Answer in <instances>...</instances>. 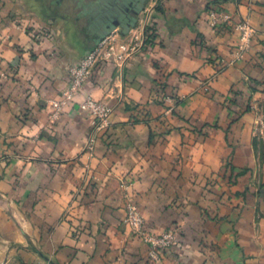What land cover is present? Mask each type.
I'll use <instances>...</instances> for the list:
<instances>
[{"label":"crops","instance_id":"0c3cea01","mask_svg":"<svg viewBox=\"0 0 264 264\" xmlns=\"http://www.w3.org/2000/svg\"><path fill=\"white\" fill-rule=\"evenodd\" d=\"M43 1L0 0V264H264V0H135L145 47L99 63L56 120L69 68L135 26L114 17L131 0ZM213 7L250 23L249 47ZM87 95L111 108L99 133ZM130 197L149 232L176 231L159 262Z\"/></svg>","mask_w":264,"mask_h":264},{"label":"built area","instance_id":"2783aa9c","mask_svg":"<svg viewBox=\"0 0 264 264\" xmlns=\"http://www.w3.org/2000/svg\"><path fill=\"white\" fill-rule=\"evenodd\" d=\"M209 15L212 27H232L240 33V50L249 47L254 30L247 20L236 21L233 14L223 11L218 7L211 8ZM44 35H46V30L43 29L34 31L33 34L37 39H41ZM147 40L148 34L145 27L140 29L137 26L132 27L124 36L119 31L113 30L102 37L79 63L69 68L70 80L68 86L63 90L60 99L51 101L53 107L51 113L52 120L58 119L64 107L73 102L82 93L85 83L89 80L99 63L113 62L118 67H123L133 55L145 47ZM79 107L90 116L92 131L94 133H99L109 126L111 108L108 103L96 99L92 95H87L79 103ZM125 210V223L131 228L134 235L147 244L148 258L152 262H159L163 251L173 247L175 244V229L170 228L160 234L149 232L146 228L145 217L131 197L127 200Z\"/></svg>","mask_w":264,"mask_h":264},{"label":"flooded vegetation","instance_id":"af4514ba","mask_svg":"<svg viewBox=\"0 0 264 264\" xmlns=\"http://www.w3.org/2000/svg\"><path fill=\"white\" fill-rule=\"evenodd\" d=\"M107 2V4L109 5L108 7H110L111 8V5L112 6H114V5H116V2L114 3V1L112 2V0H107L106 1ZM91 3V0H87V2L85 3L83 0H81V1H79V3L75 6V9H78V10H80V11H83L82 13H84V11H86V12H89L90 10H88V7L91 5L90 4ZM138 3H137V1H135V0H131V1H129L128 2V4L126 5V7L127 6H130L131 8H130V15L131 16H133V13H136V11L138 10L135 6L137 5ZM126 7H125V9H121V12H120V9L118 10V12H117V15H115L114 17L116 18H118V17H120V15H122L121 13H124L125 11H127V9H126ZM123 11V12H122ZM111 16V14L109 15H107V17L109 18ZM127 17H129V16H127ZM112 19V21L113 22H116V19ZM125 18V17H124ZM103 32V29H97V30H89L88 31V33H90V35H91V37L93 38V39H95V40H97L99 37H100V34Z\"/></svg>","mask_w":264,"mask_h":264},{"label":"water","instance_id":"95a60500","mask_svg":"<svg viewBox=\"0 0 264 264\" xmlns=\"http://www.w3.org/2000/svg\"><path fill=\"white\" fill-rule=\"evenodd\" d=\"M126 7V6H125ZM125 9V8H124ZM127 11H125L124 13H121L122 15H120L121 20L118 21V23L122 24L126 30L129 29L130 26H132L134 24V21L136 20L137 16L140 13V10H137L135 13V16H131L130 15V6L126 7ZM123 10V9H122ZM123 12V11H122ZM129 16V17H127ZM125 17V18H124ZM109 34V33H108ZM107 35V34H106ZM105 35V36H106Z\"/></svg>","mask_w":264,"mask_h":264},{"label":"trees","instance_id":"16d2710c","mask_svg":"<svg viewBox=\"0 0 264 264\" xmlns=\"http://www.w3.org/2000/svg\"><path fill=\"white\" fill-rule=\"evenodd\" d=\"M161 4H162V2L159 1L158 4H157V6H156V9L160 8ZM133 26H135V25H133ZM148 33H149V32L147 31V34H148ZM234 93H235L236 95L240 94L238 91H234ZM237 101H238L237 98L231 99V102H233V103H235V104H237ZM248 108H249V105H248L247 109H248ZM240 114H241V113H240ZM240 114L238 115V117L240 116Z\"/></svg>","mask_w":264,"mask_h":264},{"label":"rangeland","instance_id":"374dc122","mask_svg":"<svg viewBox=\"0 0 264 264\" xmlns=\"http://www.w3.org/2000/svg\"><path fill=\"white\" fill-rule=\"evenodd\" d=\"M40 1V0H39ZM41 2H44L43 0H41ZM44 4V3H43ZM158 4V3H157ZM144 15V14H143Z\"/></svg>","mask_w":264,"mask_h":264}]
</instances>
